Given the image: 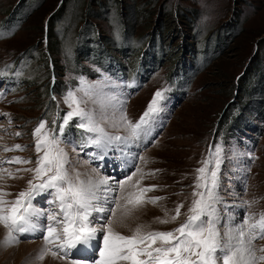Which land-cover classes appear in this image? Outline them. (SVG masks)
<instances>
[{
    "label": "rangeland",
    "instance_id": "1",
    "mask_svg": "<svg viewBox=\"0 0 264 264\" xmlns=\"http://www.w3.org/2000/svg\"><path fill=\"white\" fill-rule=\"evenodd\" d=\"M21 1L26 0H0V20L7 18L11 9L16 10ZM36 1L37 5L29 6L34 10L12 33L5 35L4 27L0 28V68L29 46H37L33 51L39 54L35 58L31 55L33 60L24 74L36 76L37 80L24 81L11 91L0 89V159L31 160V163L0 164V187L12 194L6 199L14 200L15 194L26 190L33 174L24 169L34 168L42 155L35 150L33 130L41 120L48 129H55L57 113L63 117L70 110L64 97L68 91L75 92L82 86L83 77L85 87L103 81L104 92L123 100L124 111L133 121L139 120L156 91L167 89L162 110L151 123L150 135L142 137L138 146L130 147L135 159L131 156L127 166L120 151H110L103 160H93L95 146L80 147L82 130L75 126L78 118L70 137L61 145L74 171L91 176L95 175L92 169L98 168L99 174L108 176L111 182L125 180L140 168L142 172L128 182L126 190L139 193L141 188L155 186L143 193L142 199H162L143 203L130 217L117 223L115 227L122 234L131 235L138 225H143L144 230L170 231L186 221L194 199L192 194L197 191L196 170L209 159L213 131L217 130L213 144L223 148L217 207L224 224L233 216L240 223L246 213L264 210V118L262 130L253 140L247 130L248 134L239 136L231 124L235 118L236 127L246 125L243 115H251L250 101L253 96H260L255 88L257 85L264 88V0H115L117 4L111 3L112 0ZM101 4L105 7L101 8ZM62 6L68 7L70 14L52 20L49 25L53 13ZM155 32L164 49L160 44L162 58H158L156 50L154 56L161 60L157 59L149 75L143 67L153 65L151 45L158 47L150 38ZM207 48L217 55L213 57L206 50L208 57L203 60ZM189 59L200 64L203 60L205 65L193 76L186 92L169 95L175 90L170 87L171 70ZM3 83L0 81V85ZM262 101L264 105V95ZM253 112L252 115L258 116ZM108 114L111 116V109ZM61 123L62 118L59 123L57 120L58 126ZM55 130L59 134L58 128ZM107 130L116 135L126 134L123 129L111 126ZM17 132L21 135H15ZM16 144L22 145L23 150H4ZM140 156L147 162L141 161ZM211 166H215L214 159ZM136 180L140 184H135ZM114 195L120 196L118 187ZM50 199L44 195L34 203L47 210L51 207L47 203ZM254 200L257 203L251 208L245 206V201ZM181 205V214L172 221L175 209ZM46 223L45 220V226ZM5 232L4 229L0 239ZM22 243H32L34 247L23 255L18 249L0 247V264H34L43 245L40 233L21 236L16 245ZM256 245H264V240H257ZM94 256L97 257V251Z\"/></svg>",
    "mask_w": 264,
    "mask_h": 264
},
{
    "label": "snow or ice",
    "instance_id": "2",
    "mask_svg": "<svg viewBox=\"0 0 264 264\" xmlns=\"http://www.w3.org/2000/svg\"><path fill=\"white\" fill-rule=\"evenodd\" d=\"M80 83L79 89L68 91L64 97L70 110L62 117L59 134H55V129H48L43 120L33 130L35 150L42 155L35 161L34 168L24 169L33 174L26 190L15 194L14 200H8L6 197L12 194L0 187V226L6 230L0 247H13L21 236L40 233L43 245L35 256L38 261L51 254L67 264H264V245H256L257 240H264V210L246 213L240 223H236L233 216L225 225L217 207L223 162L221 145H213L209 159L196 170L194 187L197 191L192 194L194 199L184 223L170 231L144 230L143 225H138L131 235L118 231L115 225L130 217L143 203L162 199H142L143 193L155 186L141 188L139 193L126 190L128 182L142 172L140 168L125 180L111 182L108 176L99 174L98 168L92 169L95 175L91 176L74 171L61 145L71 135V122L78 118L75 126L82 130L80 147L95 146L93 160H103L110 151L132 155L128 151L130 147L138 146L142 137L150 135L151 123L162 110L161 102L167 89L156 91L139 120L133 121L124 111L125 102L104 92L103 81L85 87L86 82L81 77ZM89 104L96 107H88ZM107 126L123 129L126 134L110 133ZM4 150H23V146L16 144ZM139 159L147 162L143 156ZM213 159L214 167L211 166ZM5 163H31V160L0 159V164ZM135 184H140V180ZM116 187L120 190L118 197L114 195ZM44 195L51 197L47 201L51 207L47 210L34 203L37 197ZM255 203V200L244 202L247 208ZM181 207L175 209L172 221L181 214ZM97 249L98 259L94 256Z\"/></svg>",
    "mask_w": 264,
    "mask_h": 264
},
{
    "label": "trees",
    "instance_id": "3",
    "mask_svg": "<svg viewBox=\"0 0 264 264\" xmlns=\"http://www.w3.org/2000/svg\"><path fill=\"white\" fill-rule=\"evenodd\" d=\"M36 2H37L36 0H26L25 2L21 1V3L16 6L17 7L16 10L15 9L14 10L11 9V11L8 12L7 18L10 17L9 19L4 18V19L0 20V28L4 27L3 31H6L5 35H9V32L12 33L13 30L18 27V23L19 22H21L22 20H26L27 19V17L30 15L29 13L32 10H34L33 7L29 9V6L37 5ZM113 2H115V4H117L115 0H112L111 3H113ZM22 5H24V8L22 7ZM21 7L23 9L22 11H20ZM100 7L101 8L105 7V4H101ZM102 10H104V9H102ZM68 14H70L68 7H66V8H64V6L60 7L58 11L53 13L52 18H50L51 20L49 21V25H50L52 20H55V19L59 20V18H61L62 15L65 16V15H68ZM96 14H98V12H96ZM49 29H50V26H49ZM223 29H225L226 31L228 30V28H223ZM157 33L155 32L154 35L150 38L154 43L155 42L157 43V47H158V48H156V44L155 45H151L150 58L152 60V64L153 65H148V66L143 67V71H147L146 74H149V75H152L150 73L155 69V65L158 63V62H156L157 59L158 58H162L161 57L162 56L161 55L162 52L159 49L161 43H160L159 36H157ZM0 38H1V36H0ZM215 41H217V40H215ZM161 45H162V48L164 49V47H163L164 44H161ZM36 47L37 46H35V45L29 46L28 49H26L22 53H20L19 56H16L15 60L8 61L7 64L4 65L3 68L2 67L0 68V73H2V74H0V81H4L3 85H0V89L1 88H5V89H8V90L10 89V91H11V90H14V87L21 85L24 81H28L29 82V81L37 80L35 78L36 76H31V75L30 76H24V74L27 72V67L26 66H28L30 61L33 60L31 58V55L34 54V56H32L34 58L39 56L37 51H33L34 48H36ZM156 50L159 51V53H158L159 57L158 58L155 57L156 56L155 55L156 54L155 53ZM206 50L209 52V54H211L210 51L208 50V48L205 49L204 53H203V54H205V55H203L204 56L203 60L208 57L207 54H206L207 53ZM42 55H43V57L45 59V53L44 54L42 53ZM215 55H217V53L216 54H211V56H213V57ZM192 56L195 59V57H194L195 53H192ZM198 56H201L200 55V50H198ZM158 60H161V59H158ZM190 60L191 59L187 60V63L183 62L182 64H180L178 66V69H172L171 70L170 73H172V74L169 77V80H170V83H171L170 87H173V89H175V90L170 92L169 95H171L172 93H184V92H186V88L190 84V81L193 79V76L197 73L198 70L203 68V66L205 65L203 63V60L201 61L202 62L201 64L198 63L196 60H193V61H190ZM44 61H45V64H47V66H49L47 61H46V59ZM137 64L138 63H136V65ZM49 73H50V71H49V67H48L47 68V75H49ZM254 74H252V75L254 76ZM141 75H143V78H145L144 77V73H141ZM149 75L147 77H149ZM4 79H6V80H4ZM252 79L253 78L249 79L250 83H251ZM262 82H263V80H262ZM257 86H258V88H255V91L260 92V96H257V97L253 96L251 101H250L251 104L249 105L248 110L250 109L251 115H249V114L247 116H246V114L243 115L247 119V121L245 123L246 125L244 127L242 125L236 127L237 120L235 121V118H234V121L231 122V124L234 125V127L236 129L235 133H237L240 136V135L244 134V132L247 130V131L250 132V134H248L246 132L245 133L248 134L249 136H253V137L250 138L251 140L255 139L254 135L260 134V132L262 130L261 120L264 118V105H263V101H262L263 100V95H264V92H263L264 88H262L259 85H257ZM54 89H55V87H54ZM49 100H50V103H52V107H54V103H53L52 98L50 96H49ZM238 103L239 102L236 101V105ZM236 105L233 106L232 109H235ZM146 108H144V111L146 110ZM256 108H258V111L256 110ZM253 110H255L257 112L258 116L252 115ZM60 116H62V115H59L57 113V118H56V122H55L56 127L55 128H58L57 120H58V123L61 121L62 117H60ZM75 122H76V120L74 118V120L71 122L70 130L74 129V123ZM32 128H33V126L30 127L29 134H30ZM217 131H213L214 141H215V139L217 137V134H216ZM214 141L212 140V142L210 143L211 147L214 145L213 144Z\"/></svg>",
    "mask_w": 264,
    "mask_h": 264
},
{
    "label": "bare ground",
    "instance_id": "4",
    "mask_svg": "<svg viewBox=\"0 0 264 264\" xmlns=\"http://www.w3.org/2000/svg\"><path fill=\"white\" fill-rule=\"evenodd\" d=\"M130 151V150H129ZM122 154V153H121ZM122 156L124 157V160H123V162H124V165L125 166H127V164L128 163H130L132 160H130V158H131V156H133V155H126L125 153L124 154H122ZM125 156L127 157V159L125 160ZM108 158H110L109 156H108ZM133 158V157H132ZM110 159H112V158H110ZM110 159H108L109 161H110ZM3 228L2 227H0V234L3 232ZM39 239V238H38ZM33 241H35V240H33ZM36 243V242H35ZM39 245H40V243H39ZM16 247H11L12 249H18V251H19V253L21 254V255H23L27 250H31V248L32 247H34V245L32 244V243H30V244H25V243H22V244H20V245H15ZM36 247V246H35ZM41 248V247H40ZM36 250V249H35ZM35 250H34V252H35ZM32 251H33V249H32ZM38 251V250H37ZM36 251V252H37ZM20 254H18V255H20ZM36 254V253H35ZM20 255V256H21ZM33 256H35V255H33ZM7 261H10V259L9 260H7ZM34 262V264H67V262L66 261H60V260H57V259H54L52 256H51V254H49L47 257H46V259H44L43 261H36V260H34L33 261ZM8 264V263H7Z\"/></svg>",
    "mask_w": 264,
    "mask_h": 264
}]
</instances>
